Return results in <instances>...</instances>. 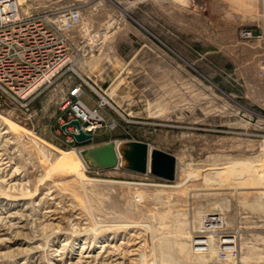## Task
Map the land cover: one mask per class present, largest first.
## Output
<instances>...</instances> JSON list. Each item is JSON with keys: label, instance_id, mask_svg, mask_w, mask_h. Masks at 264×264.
<instances>
[{"label": "rangeland", "instance_id": "374dc122", "mask_svg": "<svg viewBox=\"0 0 264 264\" xmlns=\"http://www.w3.org/2000/svg\"><path fill=\"white\" fill-rule=\"evenodd\" d=\"M17 1L67 40L70 62L29 113L0 111V264H154L148 226L163 214L170 227L219 219L237 250L212 264H264V0ZM69 12L80 21L65 30ZM75 85L117 125L84 144L59 131ZM132 141L174 156V180L129 171ZM109 142L115 168L66 162Z\"/></svg>", "mask_w": 264, "mask_h": 264}, {"label": "built area", "instance_id": "2783aa9c", "mask_svg": "<svg viewBox=\"0 0 264 264\" xmlns=\"http://www.w3.org/2000/svg\"><path fill=\"white\" fill-rule=\"evenodd\" d=\"M79 21L77 12L65 13L60 20L65 30ZM69 62L65 38L49 29L42 18L23 15L17 0H0V111L17 109L29 113L42 89L68 74ZM82 96V87L75 85L63 99L59 131L65 135L62 127L74 120L80 121L82 130L93 136L106 125L101 116L89 112ZM116 126L114 122L106 125L110 131ZM68 131L77 132L75 128Z\"/></svg>", "mask_w": 264, "mask_h": 264}, {"label": "bare ground", "instance_id": "6f19581e", "mask_svg": "<svg viewBox=\"0 0 264 264\" xmlns=\"http://www.w3.org/2000/svg\"><path fill=\"white\" fill-rule=\"evenodd\" d=\"M17 3L19 6L18 1ZM66 154V162L70 166H75L77 162L83 163L82 156L71 157L69 156L70 153ZM118 158L119 166L121 165L120 151H118ZM225 184L227 181L221 176L207 175L204 177V185L207 187L212 188V186ZM258 204L256 205L258 206ZM166 216L167 214L161 215L162 220ZM162 220L157 219L155 224L148 226L153 236V250L157 254L155 260L153 259L154 264H212L215 259H218L219 253L223 252L227 256H231V253L237 250L236 238H229L227 235L214 231L218 225V218L207 217L206 223L204 217L199 218L196 221L198 226L195 225L194 227L174 215L171 221L173 222L172 227L168 225L166 219ZM228 260L232 261L231 257Z\"/></svg>", "mask_w": 264, "mask_h": 264}, {"label": "water", "instance_id": "95a60500", "mask_svg": "<svg viewBox=\"0 0 264 264\" xmlns=\"http://www.w3.org/2000/svg\"><path fill=\"white\" fill-rule=\"evenodd\" d=\"M68 128H75L77 132H69ZM62 130L73 137L77 144H84L94 139L92 134L82 130L81 123L74 120L62 127ZM119 147L109 142L92 147L83 154L82 160L94 169H110L118 166ZM127 169L139 174L150 172L153 176L173 181L176 175L177 160L174 156L157 149H151L147 144L137 141L125 143L123 151Z\"/></svg>", "mask_w": 264, "mask_h": 264}]
</instances>
